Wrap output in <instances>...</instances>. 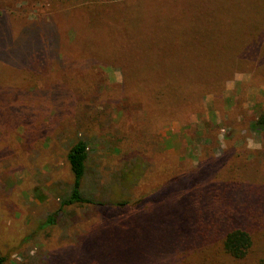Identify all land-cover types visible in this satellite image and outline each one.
Instances as JSON below:
<instances>
[{
    "label": "rangeland",
    "instance_id": "374dc122",
    "mask_svg": "<svg viewBox=\"0 0 264 264\" xmlns=\"http://www.w3.org/2000/svg\"><path fill=\"white\" fill-rule=\"evenodd\" d=\"M247 35H264V0H0L4 264L264 260V218L242 222L253 246L236 260L193 200L171 210L160 201L167 182L199 171L202 182L231 184L252 172L245 183L264 189V131L253 128L264 65L196 87L178 110H166L162 84L134 85L206 81L240 64ZM80 140L89 144L83 193L102 205L62 207L74 185L67 155ZM123 202L124 213L114 208ZM193 226L197 237L183 240Z\"/></svg>",
    "mask_w": 264,
    "mask_h": 264
},
{
    "label": "trees",
    "instance_id": "16d2710c",
    "mask_svg": "<svg viewBox=\"0 0 264 264\" xmlns=\"http://www.w3.org/2000/svg\"><path fill=\"white\" fill-rule=\"evenodd\" d=\"M246 38L248 40L246 45H250L251 49L243 53L240 64L217 68L211 72L212 75L208 80L198 81L193 86L176 88L167 79L166 81H148L144 83H136L133 79L131 80L136 83L134 85L140 91H146L151 87L162 84L164 89L167 90L166 101H169L166 102V110L171 106L178 110L183 102L189 101L188 98L196 87H206V85L218 87L219 85L216 81L222 80L225 75L229 76V74H232L236 70L235 67L243 68L245 64H250L252 67L264 65V35H247ZM253 128L258 131H264V113H261L256 119ZM88 151L89 144L80 140L68 152L67 161L74 176V185L68 198L62 202V207L83 206L86 204L102 205L96 204L91 199L86 198L83 193L82 183L87 174ZM207 171L209 170L207 169ZM200 175L202 173L199 171L197 174L179 177L167 182L162 190L164 195L160 200L161 204L166 206L168 210H171L193 200L191 204L195 211L198 209L204 216L202 220L204 221L206 216L208 222H213L209 225L211 229L208 234L217 235L221 239L223 249L229 256L236 260L245 259L253 246V239L250 231L245 225H242V222L249 221L250 219L257 220V218H264V189H257L255 191L251 188V184L245 183L248 180H253L254 173L252 172L245 173L247 181L232 182V184L230 183L231 181H226L225 183H222V181L212 183L211 180L209 182H202L199 180ZM205 177L209 176L205 175ZM183 181L186 182L184 183ZM176 182L179 183L177 187L181 192L178 193L176 198L168 197L170 189ZM142 203H145V201ZM128 206V202H123L114 206V208L124 213ZM186 222L192 225L189 218ZM196 228L197 226L190 227L188 235L186 233L183 240L187 239V236L192 235V233L194 236L195 231L193 232V230H196ZM195 237H197L196 234ZM91 240L95 241V239ZM85 250L91 252L92 245H85ZM5 261L6 259L0 255V264H4ZM87 264L98 263L92 261ZM259 264H264V260L260 261Z\"/></svg>",
    "mask_w": 264,
    "mask_h": 264
}]
</instances>
